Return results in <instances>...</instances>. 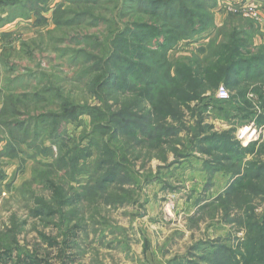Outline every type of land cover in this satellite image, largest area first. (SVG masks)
<instances>
[{
    "label": "trees",
    "instance_id": "1",
    "mask_svg": "<svg viewBox=\"0 0 264 264\" xmlns=\"http://www.w3.org/2000/svg\"><path fill=\"white\" fill-rule=\"evenodd\" d=\"M47 1L0 0V11L24 7L28 12L37 13L44 6L40 4ZM67 1L71 10H61L58 6L53 14L57 28L88 22L90 27L102 25L106 30L103 39L93 34L84 38L83 48L69 51L73 55L71 61L80 65L83 75H87L88 82L84 86L96 104L75 103L69 96H63L65 92L60 87L56 95L59 103L54 112H44L41 107V113L33 116L21 111L28 110L24 103H48V97L53 92L51 89L19 97L7 92L2 95L0 133L8 134L11 145L20 144L21 139L24 142L31 139L33 149L36 142L46 137L62 152L64 128L86 115L92 125L90 144L96 148L93 162L95 179L91 182H94L96 191L105 192L107 186L121 182L126 174V162L118 153L123 142L124 148L130 144L131 148L167 144L168 139L177 138L178 133L185 130L183 118H194L198 129L202 112L210 106L219 113L234 112V119L248 120L257 128H264V54L262 49L252 45L248 29L239 27L242 24L233 26L232 23H225L214 39H207L206 47H197L188 57H168L179 44L194 43L214 27L216 0ZM73 8L78 12L74 13ZM93 8L100 10L104 16L96 15ZM116 9L121 26L113 18ZM69 12L73 13L72 17L59 19ZM8 21L1 17L0 28ZM67 52L68 49L63 50V53ZM9 85L6 83L4 88ZM220 85L233 92L227 100L213 98ZM249 90L254 94L255 101L246 99ZM121 99H127L126 103L121 105ZM237 100L242 101L241 105L236 104ZM255 108L258 111H254ZM25 114L28 117L23 123L20 116ZM200 134L203 137L196 144L209 147L205 150L196 147V151L210 159L205 161L206 168L209 170L215 165L216 171L228 173L233 179L217 197L216 204L223 207L226 218L228 214L232 215L229 221L244 234L241 239H236L233 247L221 245L213 251L204 250L203 244L192 247L193 252L205 253L198 258V262L188 254L183 258L175 257L166 264H264V213L261 216L255 214L256 201L264 202V145L255 147L256 144L249 143L243 147L231 132L205 135L204 129H199L192 137L197 139ZM188 142L192 144V140ZM174 152L179 162L190 154ZM82 154L85 155V150L75 144L58 157L57 164L62 169L68 168L65 176L75 172L77 159ZM247 155L251 159L244 161ZM47 169L48 173H53L52 166ZM43 174L47 175L46 172ZM40 183L48 192V202L36 198L31 214L41 219L58 218L59 224L64 227L59 230V225L54 224L60 232L58 239L39 234V243L31 250L19 245L17 229L14 228L9 241L0 239L1 264L76 263L70 242L79 227L70 226L64 218L65 214L61 213L62 207L70 202L69 193L47 176ZM231 198L236 201V212L228 210ZM44 243L54 250L52 254L50 251L39 252L37 246Z\"/></svg>",
    "mask_w": 264,
    "mask_h": 264
},
{
    "label": "rangeland",
    "instance_id": "2",
    "mask_svg": "<svg viewBox=\"0 0 264 264\" xmlns=\"http://www.w3.org/2000/svg\"><path fill=\"white\" fill-rule=\"evenodd\" d=\"M40 5L44 6L37 13L28 12L24 7L0 11V18L10 20L0 28V110L2 95L7 92L19 97L51 89L53 92L48 97V103H24L28 110L21 111L38 116L43 107L44 112H54L59 103L56 95L60 87L65 92L63 96H69L75 103L96 104L84 86L88 82L87 75H83L80 65L71 61L73 55L69 51L83 48L84 38L93 34L103 39L105 27H90L86 22L57 28L53 14L58 6L61 10L70 9L69 2L48 0ZM72 11L78 12L76 8ZM93 11L104 16L96 8ZM216 11L213 10L214 27L205 37L194 43L179 44L169 53V59L185 58L197 47H206L207 39H214L225 23H232L233 26L242 24L239 27L248 29L252 45L262 49L264 54V10L258 22L238 15H226L220 27H216ZM72 15L69 12L59 19ZM113 18L121 26V21H117V9ZM64 49L68 52L63 53ZM6 83H10L8 88H4ZM220 87L216 89L214 99H217ZM226 90L228 97L232 96L233 92ZM246 99L255 101L250 90ZM126 101L121 99L119 103L122 105ZM237 101L236 104L241 105L242 101ZM232 113H219L210 106L202 112L198 129L194 118H183L185 130L160 146L147 144L131 148L130 144L124 148L123 142L118 153L126 162V174L121 182L107 186L105 192L96 191L94 182H91L95 179L93 162L96 148L90 144L92 125L88 116H80L76 122L66 125L62 152L46 137L36 142L32 149L31 139L25 142L21 139L20 144L11 145L8 134L0 133V239L9 241L13 236L11 231L16 228L19 245L31 250L39 243V234L57 238L59 230L64 227L59 224L58 218L41 219L31 214L36 198L48 202V192L40 183L47 176L70 196V202L62 207L61 213L65 214L64 218L70 226L79 227L70 242L75 264H166L175 257L183 258L188 254L198 262V258L205 254L191 250L198 244H203L204 250L212 251L221 245L235 246L236 239H241L244 232L229 221L232 215L228 214L226 218L223 207L216 204L217 197L233 179L228 173L216 171L215 165L209 167L211 170L206 168L205 161L210 159L198 153L196 147L205 150L209 146L196 144L202 134L197 139L192 137L199 129H204L205 135L231 132L243 147L249 143L256 144L255 147L264 145V128H257L248 120L234 119ZM27 117L22 115L20 120L24 123ZM191 140L192 144L188 142ZM75 144L85 150V155L77 159L75 172L65 176L68 168L62 169L57 159ZM174 150L190 153L189 157L179 162ZM250 159L251 156L247 155L244 161ZM48 166L53 167V173H48ZM256 202L255 214L261 216L264 202ZM235 204L233 198L229 199L228 210L236 212ZM55 223L59 225V230ZM37 249L42 254L54 252L45 243ZM203 249L200 248V251Z\"/></svg>",
    "mask_w": 264,
    "mask_h": 264
},
{
    "label": "built area",
    "instance_id": "3",
    "mask_svg": "<svg viewBox=\"0 0 264 264\" xmlns=\"http://www.w3.org/2000/svg\"><path fill=\"white\" fill-rule=\"evenodd\" d=\"M216 9L225 15H238L258 22L262 19L264 0H216ZM216 97L220 101L229 98L223 86L218 89Z\"/></svg>",
    "mask_w": 264,
    "mask_h": 264
},
{
    "label": "crops",
    "instance_id": "4",
    "mask_svg": "<svg viewBox=\"0 0 264 264\" xmlns=\"http://www.w3.org/2000/svg\"><path fill=\"white\" fill-rule=\"evenodd\" d=\"M226 17H227L226 15H224L222 13H217V11H216V27L222 26Z\"/></svg>",
    "mask_w": 264,
    "mask_h": 264
}]
</instances>
